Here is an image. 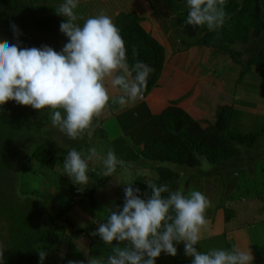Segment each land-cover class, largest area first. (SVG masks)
<instances>
[{
    "label": "trees",
    "instance_id": "16d2710c",
    "mask_svg": "<svg viewBox=\"0 0 264 264\" xmlns=\"http://www.w3.org/2000/svg\"><path fill=\"white\" fill-rule=\"evenodd\" d=\"M51 1L63 2V0ZM43 2L48 3L46 0H0V41L18 43L26 48L47 45L60 51L67 43L66 37L59 30L64 18L56 13L46 12L34 17L33 14L46 5ZM224 9L225 24L217 31L209 32L206 28L186 25L184 21L188 10L174 19L185 39L182 43L186 49L200 46L215 50L216 53L206 62L203 69L206 74L208 72L214 77L210 79L199 77L198 81L188 79L193 84L182 92L171 88L173 81L163 86L160 97L164 102L156 107L150 116L157 137H154L146 147L138 149V154L134 158L137 163L145 162L143 164L149 168H146L147 166L144 168L153 170L157 175L156 178L154 175L144 176L142 181H139L137 187L141 193L150 194L148 185H168L181 179L182 175L173 170L171 165L197 168L202 162H208L215 168L230 169L232 175L238 169L251 166L247 168V172L249 170L252 173L250 176L253 177L254 171H251L253 163L257 156H261L254 153L256 157H252L253 149L258 147L264 129L245 135L231 130L234 111L231 101L225 102L226 98H220L208 90L217 83L221 85L223 70L226 68H235L236 80H242L252 67H264V45L253 55H250L252 46L245 49L249 53L245 60H242L244 53L233 48L238 44L247 46L251 39L261 36L264 32V16L261 0H225ZM128 13L120 12L114 22L125 41L128 62L132 65L139 60L154 69L140 97L143 98L159 86L165 51L162 45L140 26L141 18L138 19L135 12ZM133 17L137 19L134 20ZM128 19L130 21L125 22ZM13 24L20 29L21 35H14ZM207 94L212 97L210 101L216 105L208 112L205 105ZM114 107L116 108V105ZM39 122L41 121L35 110L18 106L13 101L8 102L0 111V222L3 224L0 226V245L6 248L4 252L6 264H39V251L43 250L46 253H48L47 249L57 251L62 236L65 237L67 233L65 228L70 226L69 222L65 227L62 223L56 222L62 212L48 220L46 209L33 199L34 192L23 191L22 183L26 173L35 175L39 170L51 171L58 163L63 164L66 156L53 141L52 133L42 130L44 124H48L50 120H45L41 124ZM59 133L62 137L65 135L60 131ZM88 136L85 133L77 140L65 136V142L80 152L88 147L85 140ZM33 166L39 169L34 170ZM259 174L261 176L256 178L264 182L263 165L259 168ZM104 181L87 192L92 201L98 188L105 184ZM16 183L19 189L17 194L14 192ZM186 183L188 185L189 182ZM234 186L235 180L231 177L226 189L232 191ZM170 190L176 189L170 188ZM216 207L222 210L223 220L229 223L234 211L224 205H216ZM72 227L69 229L73 230ZM97 238L99 239L98 236ZM63 257L64 263L69 264L72 258L70 252L65 253ZM171 264H190V262L185 259L173 261Z\"/></svg>",
    "mask_w": 264,
    "mask_h": 264
},
{
    "label": "clouds",
    "instance_id": "9594fccd",
    "mask_svg": "<svg viewBox=\"0 0 264 264\" xmlns=\"http://www.w3.org/2000/svg\"><path fill=\"white\" fill-rule=\"evenodd\" d=\"M224 2L186 0L184 23L209 32L223 28ZM78 5L79 0H63L55 10L64 18L59 30L67 39L60 51L47 45L26 48L0 41V111L10 101L30 107L47 114L52 125L71 140L81 139L85 133L91 136L94 120L110 105H133L143 95L154 71L139 60L129 64L125 41L110 16L100 13L78 23ZM12 29L14 35L22 34L15 24ZM109 85L119 89L121 95L110 96ZM96 158L95 148L89 149L87 159L75 148L70 149L63 160L66 176L75 185L87 186V161ZM103 166V175L111 177L118 168L125 167V162L109 150ZM148 188L150 195L126 184L123 205L109 208L106 221L96 226L92 235L113 248L104 264H156L162 254L177 256L180 244L190 264H254L250 248L233 245L231 249L201 250L211 202L200 191L185 194L182 188L172 191L164 184ZM5 249L0 245V264H6ZM46 258L47 253L40 250V264ZM87 264L99 262L90 256Z\"/></svg>",
    "mask_w": 264,
    "mask_h": 264
},
{
    "label": "rangeland",
    "instance_id": "374dc122",
    "mask_svg": "<svg viewBox=\"0 0 264 264\" xmlns=\"http://www.w3.org/2000/svg\"><path fill=\"white\" fill-rule=\"evenodd\" d=\"M46 1L48 3L43 2L46 5L34 13V17L39 16L40 13L43 12L49 14L56 13L55 8L58 7L59 3L55 5V2L51 0ZM129 1L132 2V5L135 4V0H128L127 2ZM147 3L152 7V14L156 23L161 25V28L165 30L164 32H167L169 27L173 29L174 34L170 37V44L174 41L179 42L184 39L174 21L167 24L165 19L172 14L176 17L188 10L186 0H182L181 2L174 0H148ZM40 4H42V2H40ZM261 5L264 16V0H261ZM138 9L139 8H137V11ZM143 12V10H139L138 13H135L143 18ZM87 15H89L88 12ZM82 16L84 17V14ZM133 18L136 20L138 17ZM129 19L125 22L130 21ZM144 20L147 22L149 18L145 17V19H141L139 22L140 26L145 23ZM262 45H264V32L261 33L259 38L251 39L247 46L238 44L233 48L242 51L244 53L242 60H245L249 55L245 49L247 50L252 46L253 49H251L252 53L250 52V55H253L254 52L255 54L258 52ZM171 53L173 52L169 50L167 54L171 56ZM208 53V61H210V58L216 52L208 51ZM185 55H187V53H185L184 56ZM184 56H179V59L177 60H175L176 58L173 59L174 64L172 63L168 66L169 68L163 76L164 82L168 79L169 74L173 75L177 70V67L180 68L182 66L180 69L184 71L189 68L181 65V62L186 59ZM204 58L205 57H203V60ZM197 67L200 69L199 77L203 79L214 77L208 72L207 74L205 73L202 63L198 64ZM236 72L237 70L233 67L224 69L221 77V85L217 83L215 87L213 85L208 91H211L212 94L218 95L220 98H226L225 102L229 100L231 101L234 110L231 119V130L240 135L257 133L264 129V67H252L250 72L246 73L242 80H236V76H234ZM115 90L119 91V89ZM119 95H121V92L117 94V96ZM211 98L212 97L207 94L205 104L208 108L207 112L211 107L216 106L210 101ZM114 110V105L106 108L98 117L99 120L103 121L104 119L102 118L106 112L111 113L114 112ZM35 112L39 121L43 122L45 120H50L47 114L41 115L36 110ZM145 119L148 118L145 117ZM41 122L39 123L41 124ZM151 122L152 120L150 121V125ZM98 123L99 121L96 122L95 119L93 122L95 130L92 132L91 136H88L85 139L88 147L80 151L85 159H87L90 148H95L97 152L96 159L87 161L90 169V180L87 186L73 184L66 176L63 164L61 163H58L56 168L51 171L44 170L43 172L42 170H39L35 175H32L31 173H26L24 175L22 183L23 191L34 192L33 199L46 209L48 220L57 217V215L62 212L59 215L60 219L56 222L62 223L64 227L67 222L70 223V226L65 228L67 231L65 237L61 235L62 238L60 245L57 246V251L47 249V258L44 264H60V262L61 264H65L63 256L68 251L75 257H78L79 255L87 257L90 255L91 257L97 258L99 264H103L107 260V257H109L110 254H113V248L112 246L102 244V241L96 240L97 236L92 235L96 230V226L99 223L106 221L109 214V208L115 209L123 205V189L126 184H133L134 187H137L139 186V181H142L144 176L153 177L154 175V178L157 176L153 170H147L144 168L147 166L143 164L145 162L139 161L137 163L134 161V158L138 154V149H142L143 147H130L121 140L118 131H113L111 135H108L105 130L104 134H100ZM42 130L44 132L52 133L53 136L51 137L53 141L59 146V149L63 154L65 153L67 155V151L73 148L68 146L65 142L66 135H63L62 137L61 133H59V129L52 125L51 120L48 124H44ZM153 139L154 136L148 133L149 142L146 141V144H150ZM259 139L258 147L253 149L252 157H254L255 154L257 155V153L261 156H257V159L253 163L254 166L252 170L250 169L251 171H254L253 177H251L252 173H250L249 170L247 172V168L249 169L251 166L238 169V171L232 175L230 169H223V167L215 168L208 162H202L200 167L197 168L171 165L173 170L182 175L181 179L168 184L171 189L177 190L182 188L185 191V194L194 190L200 191L212 204L218 206L224 205L226 208L234 211L232 219L226 225L225 230L227 234L214 236L210 235L209 230L203 232V238L199 245L202 251L207 252L212 248L231 249L233 245H237L245 250L250 248L254 257V264H264V182H260V180L257 179L261 176V174H259L260 166H264V134ZM110 140H113V144ZM114 140H118L119 143L114 144ZM109 150L114 151L117 158L123 160L127 164H125L123 169L118 168L113 176L105 177L103 175V157ZM247 156L250 157V154ZM147 164L151 165L150 163ZM33 168L34 170L39 169L36 166H33ZM146 168L149 167L147 166ZM17 177H19V174ZM231 177L235 180L234 190L232 189V191L226 189ZM106 179L109 181L110 179H116L118 183L116 186L117 193L114 194L112 190L113 188L109 186L106 189L99 191L101 197H98L96 193L97 197L95 196V199L92 201L87 192L94 186L98 185L101 181H106ZM105 181L104 183H106ZM186 182H189L188 185ZM17 190L19 189L18 184L16 183V185H14V192L16 194L18 193ZM20 195L22 194L20 193ZM92 203H94V205H92ZM207 217L208 220H212V217H210L209 214ZM216 219L217 215L214 217L215 221ZM93 221H96L97 224L93 223ZM1 223L2 222H0V226L3 225ZM69 227H72L73 230L69 229ZM89 244H93L92 249L99 246L103 248V251L99 249L91 251ZM162 256L164 257L162 262H164V264L165 262L166 264L168 262L169 264L170 258L164 254H162ZM178 257L179 255L172 257L173 259L171 260H177ZM180 257V259L185 258V255L183 256L182 254ZM185 259H188L190 262L189 258L186 257Z\"/></svg>",
    "mask_w": 264,
    "mask_h": 264
},
{
    "label": "crops",
    "instance_id": "0c3cea01",
    "mask_svg": "<svg viewBox=\"0 0 264 264\" xmlns=\"http://www.w3.org/2000/svg\"><path fill=\"white\" fill-rule=\"evenodd\" d=\"M127 1L128 0H79V5H78V8L76 9V12L79 17L80 16L82 17L78 21V23L80 24L83 23L84 19L90 16L98 15L100 13L110 16L113 22H115L116 16L120 12L128 13L130 11V12L138 13L139 10H143L144 11L143 18L140 15H137L138 18H141L142 20L145 19V17L149 18L147 22H145L144 20L145 23L142 25V27L147 33L151 35L152 38H154L159 44L162 45L165 51L164 66L161 72L160 79L158 81L159 86L152 89V91L146 97H143L142 99L138 98V100L131 106L121 107V106L116 105L114 112H111V113L106 112V114L102 118L104 119L103 121L97 118V121H99L98 130L100 134H104L105 130L107 131L108 135L109 134L111 135L113 131L114 132L118 131L121 140L124 141V143H126L130 147L137 148L138 146H141L144 148L148 145L146 143L149 142L148 133H150L154 137H157V135H155L154 133L153 125H150V121H151L150 116H151V112L156 107H159L161 104H163L164 102L162 98L160 97V92L163 86L173 81V83H171L172 84L171 88L177 89L181 92L187 86L188 87L189 85L191 86L193 82L189 80H192V81L199 80L200 69H198L197 67L198 64L202 63V65L204 66L209 59L208 51L214 52L215 50L212 48H205V47H200V46H191L186 49L182 43V41L185 39H182L179 42L174 41L172 42V44H170L171 42L170 37L173 36L174 31L172 28L169 27L168 31L164 32L165 30L161 28V25L160 24L158 25L156 23L153 17V14H152V11H153L152 7L147 3L148 0L147 1L146 0H135V4L133 5H132V2L130 1L127 2ZM62 3L63 2H59L58 7ZM55 4L57 5V3ZM58 7H56L55 9H58ZM137 8H139L138 11H137ZM87 12L89 15H87ZM83 14H84V17L82 16ZM175 18H176L175 15L172 14L171 16L166 18L167 20L165 19V22L169 24V22L174 21ZM177 28L179 29L178 26ZM189 42H192V40H189ZM169 50L173 52L171 53V56L167 54ZM185 53H187V55L184 56ZM179 56H182V57L184 56L186 58L185 60L181 62V65L187 66L189 68L186 71H184L180 69L182 66L180 68L177 67V70L173 73V75L169 74L168 79L164 82L163 76L166 70H168L169 68L168 66H170L172 63L174 64L173 59L176 58L175 60H177L179 59ZM203 57H205L204 60H203ZM119 93H120V90L117 91L109 85L110 96L115 97ZM145 117L148 119H145ZM146 123H148L149 126ZM110 141L113 144V140H110ZM118 143H119L118 140H114V144H118ZM117 185L118 183L116 179H110V181L107 180L106 183L102 187L98 188V190L96 191L97 196L101 197V194H99V191H102L103 189H106L109 186L113 188L112 190L114 194L117 193V189H116ZM208 214L210 217H212V220L211 219L209 220V223L204 231L209 230L210 235H214V236L215 235L222 236V235L227 234L225 230L227 223L223 220L224 213L222 212V210H218L216 205L211 203V207L207 210L206 215ZM215 215H217L216 221L214 220ZM96 240H99V239L96 238ZM121 247H123V245H121ZM89 248L91 251L95 249H99L103 251V248L99 246L95 249H92L93 244H89ZM182 254L184 256L183 244L177 245V255H179L177 260H185L186 257L180 259L181 258L180 255ZM89 257L90 255H88L87 257H83L82 255H79L78 257L72 256V261L77 262V264L83 261L84 264H87V260ZM168 258H170L169 264H171L173 261H176V259L171 260L173 259L171 256H168ZM95 259L97 260V258ZM162 260H164V257L161 255V257L158 258L156 264H164Z\"/></svg>",
    "mask_w": 264,
    "mask_h": 264
}]
</instances>
